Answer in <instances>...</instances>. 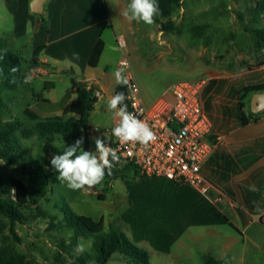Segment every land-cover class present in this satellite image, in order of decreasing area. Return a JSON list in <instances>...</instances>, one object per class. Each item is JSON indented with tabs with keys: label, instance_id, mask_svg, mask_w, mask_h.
Segmentation results:
<instances>
[{
	"label": "rangeland",
	"instance_id": "374dc122",
	"mask_svg": "<svg viewBox=\"0 0 264 264\" xmlns=\"http://www.w3.org/2000/svg\"><path fill=\"white\" fill-rule=\"evenodd\" d=\"M110 4L112 25H108L103 36L107 46L101 64L102 70L108 74V80L104 82L109 87L108 95H113L117 85L114 72L126 53L130 56L135 79L148 104L153 103L175 82L205 77L202 66L234 65L235 57L239 54L245 56L243 64L252 68H255L259 59L264 62V57L257 58L264 51V41L257 36L258 31L264 30V16L255 18V4L244 0H183L173 16L163 20H173L175 24L174 30L165 32L157 23L147 25L127 20L120 14L117 0H111ZM33 18L36 23L44 19L46 26L49 25L45 15H33ZM37 31L36 26L35 31L30 28L28 34H16L14 19L0 9V37L7 41L10 50L20 55L23 64L18 90L0 92V121L10 122L18 117L29 122L25 111L31 109L42 118L59 115L66 121L76 123L77 119L72 117L65 103L68 94L75 87H80L77 80L71 76L62 77L58 69H52L51 75L44 76H38L37 73L32 76L29 72L33 66V42ZM121 37L126 39V51L117 43L116 38ZM29 76L31 79L26 83L25 78ZM44 99H55L62 111L56 114V108ZM115 121L106 99L95 105L89 118L92 126L99 130L113 128ZM77 132L78 139L83 137L89 149L95 151V143L84 136V130L78 127ZM71 141L58 137L54 146L63 150ZM21 144L33 159L43 157L50 161L54 156L51 151L42 149V142L37 138L21 139ZM44 170L46 172L41 171L40 179H33L18 166L0 160V178L20 180L29 197L33 193L46 192L38 197L37 205L30 202L25 206L26 219L15 226L17 238L11 234L9 219L0 214L7 244L35 264H78L76 258L79 255L94 256L90 240L80 239L68 251L73 233L68 229L51 227L53 222L65 220L70 212L96 221L103 220L106 228L110 224L118 225L141 247L144 244L135 240L133 230L124 221L125 215L133 208V216H142L145 221L153 218V212L157 210L162 212L163 217H173L171 211L174 207L189 219H196V199L186 195L188 188L176 192L166 181L158 184L164 179L149 178L143 181L140 178L118 177L109 180L107 187L101 183L87 190L74 191L57 180L58 174L52 167L45 166ZM10 195L16 198V191L12 190ZM99 195L104 196V199H99ZM184 239L189 250L195 252L196 244L188 236ZM149 255L151 264H204L200 258L189 261L183 257L180 261L155 253ZM108 264L129 263L123 256L115 254Z\"/></svg>",
	"mask_w": 264,
	"mask_h": 264
},
{
	"label": "crops",
	"instance_id": "0c3cea01",
	"mask_svg": "<svg viewBox=\"0 0 264 264\" xmlns=\"http://www.w3.org/2000/svg\"><path fill=\"white\" fill-rule=\"evenodd\" d=\"M33 1L0 0V9L14 19L16 34H28L30 28L35 31L38 22L33 15H45L48 20L47 29L34 34V53L42 51L38 64L29 71L31 75H51L52 69H58L62 77L75 78L80 87L68 94L65 107L69 109L78 91L89 89L91 84L103 92L98 102L108 101L112 95H108L109 87L104 84L108 74L101 64L107 46L103 36L108 25H112L111 0H48L41 14L33 13ZM117 1L121 11L129 3ZM100 40L104 51L98 66L93 68L89 60ZM261 57L264 51L257 58ZM244 59L239 54L234 65L202 66L205 77L201 79L207 80L203 100L212 123L210 138L216 144L202 170L209 183L207 193L190 186L177 187L167 179L158 183L166 181L176 192L188 188L186 195L196 199V219H189L175 207L171 211L173 217H163L157 210L153 212L154 219L145 221L142 216H133L134 208L125 215L124 221L133 230L135 240L144 244L149 253L180 261L184 257L204 262L211 255L225 264H264V111L252 112V98L257 92L251 91L253 86L264 83V62L259 59L252 68L243 64ZM118 86L115 85L113 95ZM49 101L59 114L60 104L55 99ZM95 138L90 141L95 143ZM102 140L106 142L107 138ZM186 236L196 244L195 252L189 250Z\"/></svg>",
	"mask_w": 264,
	"mask_h": 264
},
{
	"label": "trees",
	"instance_id": "16d2710c",
	"mask_svg": "<svg viewBox=\"0 0 264 264\" xmlns=\"http://www.w3.org/2000/svg\"><path fill=\"white\" fill-rule=\"evenodd\" d=\"M244 1L255 4L253 8V11L256 12L255 18L257 16H264V0ZM182 3L183 0H158L160 14L155 17V23L160 25L162 31H172L175 29L173 20L166 22L163 20L170 19L175 10L181 7ZM45 28V20H38V31H43ZM257 36L261 41H264V30L258 31ZM41 51H37L33 55L34 67L38 64V56ZM103 51L104 42L100 40L92 51L89 60L91 67L95 68L98 66ZM13 68L17 70L12 71ZM22 72L23 64L20 55L10 50L7 41L0 37V92L18 90ZM251 91L257 93L264 92V83L253 86ZM118 92L125 94L126 99L124 103L127 105V110L129 111L127 85H119L116 89V93ZM43 101L51 105L49 100ZM97 102L98 99L94 97L93 89L83 88L78 91L76 99L73 100L70 106L71 113L78 117L76 123L66 121L58 115L42 118L31 109H26L25 111L27 121L29 122L18 117L10 122L0 121V160L18 166L24 173L32 176L33 179H40L41 171L46 172L44 167H51L50 161L43 157L31 158L21 144V139L37 138L42 142L43 150L51 151L54 155L61 154L64 149L60 150L54 146L56 139L58 137L72 139L73 141L68 142L67 146L72 145L78 139L77 128L87 129L90 115L95 110ZM241 119L244 122L242 112ZM82 148L86 151H91L86 141H84ZM111 172L112 174L105 175L102 181L106 187L109 180L117 179L118 177L146 180V178L139 176L136 169L132 166H126L123 169L112 168ZM12 190L16 191V198L10 195ZM45 193L44 191L33 193L30 198L24 183L20 180L7 181L0 178V214L9 219L11 234L15 238H17L15 231L16 224L26 219L24 213L25 206L30 202L37 205L38 197ZM99 199L103 200L104 196L99 195ZM53 219L56 220V218ZM51 227L55 229H68L73 233L70 246L67 248L68 251H71L80 239H87L92 242L94 256L90 254L79 255L76 258L78 264H108L115 254L123 256L129 264H151L149 252L132 241L118 225L110 224L106 228L103 220L96 221L91 217L79 216L70 212L65 217V220L58 221L57 223L53 222ZM4 232V226L0 224V264H35L20 256L14 248L7 244ZM225 263L226 261L217 260L211 255L204 258V264Z\"/></svg>",
	"mask_w": 264,
	"mask_h": 264
},
{
	"label": "built area",
	"instance_id": "2783aa9c",
	"mask_svg": "<svg viewBox=\"0 0 264 264\" xmlns=\"http://www.w3.org/2000/svg\"><path fill=\"white\" fill-rule=\"evenodd\" d=\"M118 45L127 50L125 37L118 39ZM121 61L128 65L123 75L128 79L129 112L149 125L155 140L146 147L139 143H121L112 135L114 127L99 130L92 125L84 130V136L89 140L107 138L105 144L120 156L113 168L132 166L146 179H167L179 186H190L207 193L209 183L202 170L216 147L210 138L212 123L203 100L207 80L175 82L164 95L148 104L134 77L129 54L126 53ZM94 85L91 84L89 90L93 89L94 97L99 99L103 92Z\"/></svg>",
	"mask_w": 264,
	"mask_h": 264
},
{
	"label": "clouds",
	"instance_id": "9594fccd",
	"mask_svg": "<svg viewBox=\"0 0 264 264\" xmlns=\"http://www.w3.org/2000/svg\"><path fill=\"white\" fill-rule=\"evenodd\" d=\"M120 14L129 21L152 25L155 23V17L160 14V7L158 0H129ZM74 56L78 58V54L74 53ZM127 67V62L121 61V67L114 72L118 85L128 84V79L123 75ZM30 79V76L26 77L25 82ZM125 99V94L118 92L107 101L108 109L114 113L117 120L112 135L121 143H139L146 147L155 140V134L147 123L127 110ZM83 143L84 139L81 137L50 160L51 167L58 174L57 180L74 191L87 190L101 184L105 175L112 174L114 163L120 161L117 151L107 146L100 138H95V152L84 150Z\"/></svg>",
	"mask_w": 264,
	"mask_h": 264
},
{
	"label": "water",
	"instance_id": "95a60500",
	"mask_svg": "<svg viewBox=\"0 0 264 264\" xmlns=\"http://www.w3.org/2000/svg\"><path fill=\"white\" fill-rule=\"evenodd\" d=\"M48 0H34L32 3V11L41 14L44 11V5ZM264 111V92L256 93L252 102V112L258 114Z\"/></svg>",
	"mask_w": 264,
	"mask_h": 264
}]
</instances>
